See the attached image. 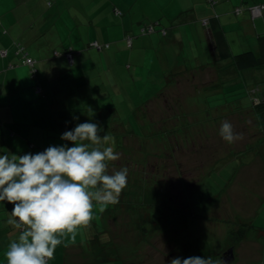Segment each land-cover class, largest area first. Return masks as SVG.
<instances>
[{
	"label": "crops",
	"instance_id": "1",
	"mask_svg": "<svg viewBox=\"0 0 264 264\" xmlns=\"http://www.w3.org/2000/svg\"><path fill=\"white\" fill-rule=\"evenodd\" d=\"M257 3L264 0H0V49L7 50L6 56L0 55V148L22 155L49 145L72 146L60 139L73 128L71 122L105 119L110 127L113 121H124L118 111H124L127 104L118 108L113 98L128 96L137 76H150L145 89H154L149 93L150 108L146 106L148 118H141L146 122H165L162 112L179 109L166 103V95L173 99L182 94L201 96V106L222 117L231 110L264 111V60L242 66L236 58L249 50L258 58L264 56V9L254 17L247 9ZM203 19H208L207 25ZM150 22H157V30L141 34L140 27ZM158 28H165V34ZM125 35L132 36L131 46ZM93 40L108 43V48L88 47ZM15 41L36 60L37 79L29 77L21 58L14 54ZM70 47L80 50L71 64L64 55ZM36 84L41 93L35 91ZM245 149L234 152L232 176L215 190L218 194L225 191L226 196L229 191L238 192V181L245 190L255 187L251 191L256 194L255 217L253 221L251 216L248 221L243 218L237 235H244L243 225L251 226L256 220L260 223L257 230L264 232V133L251 145L250 158L235 155ZM215 168L224 170L220 165ZM204 195L205 190L203 198L211 199V194ZM93 203L91 222L80 227L74 238L63 237L49 264H127L105 251V238L100 235L107 205ZM12 207L7 202L0 207V264H4L7 244L19 234L6 223V211ZM214 207L208 203L207 211L217 217ZM250 236L245 234L247 243ZM253 242L257 252L258 241ZM229 249L233 256L239 251ZM238 253L240 264H249L252 254H244L243 248ZM254 261L262 264L259 256Z\"/></svg>",
	"mask_w": 264,
	"mask_h": 264
},
{
	"label": "rangeland",
	"instance_id": "2",
	"mask_svg": "<svg viewBox=\"0 0 264 264\" xmlns=\"http://www.w3.org/2000/svg\"><path fill=\"white\" fill-rule=\"evenodd\" d=\"M30 18L33 17L28 15ZM146 63L148 68L147 60ZM140 77L135 78L128 96L113 98L116 107L127 105L124 111H118L124 121L112 122V136L104 144H112L120 157L108 162L107 172L127 167L128 182L119 202L103 208L100 236L105 238V251L125 259L127 264H168L177 256L211 255L223 260L222 255L231 247L233 252L243 248L244 254H252L249 264L255 263L258 256L264 264V232L257 230L258 220L251 226L243 225L245 234L251 235L248 243L245 234H236L243 218L248 221L252 217L253 221L255 217L256 194L251 192L255 191L254 185L245 190L238 181V192L229 191L227 196L225 191L215 192L220 182L232 176L234 152L247 147L235 155L242 160L252 155L251 145L264 133V111L231 110L222 117L216 110L207 112L201 106V96L182 94L173 99L166 95V103L179 109L162 112L165 122H146L141 118H148L146 106L150 108L149 93L154 89H145L150 76ZM224 121L231 122L239 139L227 143L221 138L219 129ZM217 165L224 170L214 171ZM225 171L230 175L225 177ZM203 190L204 197L211 194L210 200L203 198ZM208 203L215 205L217 217L207 211ZM238 252L236 256L225 255L224 264H240Z\"/></svg>",
	"mask_w": 264,
	"mask_h": 264
},
{
	"label": "clouds",
	"instance_id": "3",
	"mask_svg": "<svg viewBox=\"0 0 264 264\" xmlns=\"http://www.w3.org/2000/svg\"><path fill=\"white\" fill-rule=\"evenodd\" d=\"M91 120L64 131L60 139L72 142L49 145L43 151L22 155L0 148V207L13 205L6 223L19 231L4 252V264H49L63 237L93 219L95 202L104 207L119 202L127 186V167L112 174L108 162L118 160L107 134ZM221 138H240L230 121L220 125ZM168 264H224L211 255L172 258Z\"/></svg>",
	"mask_w": 264,
	"mask_h": 264
},
{
	"label": "trees",
	"instance_id": "4",
	"mask_svg": "<svg viewBox=\"0 0 264 264\" xmlns=\"http://www.w3.org/2000/svg\"><path fill=\"white\" fill-rule=\"evenodd\" d=\"M253 5V4H252ZM250 6V5H249ZM248 6V7H249ZM248 7H247V9H248ZM119 10V9H118ZM114 12H115V7H114ZM119 12L120 13H116L115 12V14H117V15H120L121 14V11L119 10ZM206 21H207V23L206 24H204V25H207L208 24V19H206ZM148 24H152V22H150V23H146V24H143L141 27H140V33L141 34H147V33H152V32H154V31H156L157 30V22L156 23H153L154 24V30L153 31H150V32H147V31H141V28L143 27V26H145V25H148ZM0 27H1V21H0ZM160 29L161 28H158V30L160 31ZM165 29V28H164ZM166 30V29H165ZM161 32V31H160ZM162 33V32H161ZM127 37H129L130 38V43H128L127 42V40H126V38ZM125 40H126V43H127V45L128 46H131V41H132V36L131 35H125ZM94 41V40H93ZM97 41V40H96ZM91 42V41H90ZM89 42V43H90ZM100 45H101V47L100 48H95V47H92V46H90L89 45V43H88V47H91V48H94V49H98V50H102V49H105V48H108V43H101V42H99V41H97ZM105 44H107V46H105ZM13 46H14V54L15 55H17V56H19L20 58H21V61H20V63L22 64V65H24V66H26V68L28 69V73H29V77L30 78H32V79H37V76H38V73H39V68H38V66H37V64H36V60L33 58V57H31L29 54H28V52H27V50H26V48H25V46L21 43V42H19V41H15V42H13ZM19 47H22V50H20V51H18V48ZM2 49H0V51H1ZM6 50V49H5ZM68 51H72V53H73V59H72V61H68L70 64L71 63H73V61H74V57H75V55L77 54V53H79L80 52V50H78V49H73V48H68V49H66L65 51H64V55H65V57H66V53L68 52ZM6 54H7V50H6ZM6 54L5 55H2L1 54V52H0V55L1 56H6ZM26 57H29V58H31L32 60H33V63H32V65H29L28 63H26L25 62V59H26ZM236 58H237V62L238 63H240V65H242V66H254V65H256V64H260L261 62H260V60H264V56H261L260 58H258V57H256L255 56V54H254V52L253 51H246V52H243V54H240V55H236ZM66 59H67V57H66ZM68 60V59H67ZM35 91L37 92V93H41V91H42V89H41V87H40V85L39 84H36L35 85ZM39 89V90H38ZM84 122V121H83ZM93 122H96L102 129H103V131L100 133V135L101 136H103L104 134H110L109 132H110V129H112L111 127H109V123L105 120V119H102V120H96V121H93ZM78 123H82V122H77V123H73V122H71L70 123V125L71 126H75L76 124H78ZM109 136V135H108ZM228 256V257H231L232 255H231V249H228L227 251H225L224 252V254L222 255L223 257H221V258H223V261L226 263V260H225V257L224 256Z\"/></svg>",
	"mask_w": 264,
	"mask_h": 264
},
{
	"label": "built area",
	"instance_id": "5",
	"mask_svg": "<svg viewBox=\"0 0 264 264\" xmlns=\"http://www.w3.org/2000/svg\"><path fill=\"white\" fill-rule=\"evenodd\" d=\"M210 1H212V0H210ZM263 9H264V3H257V4L250 5V6L248 7V10H249V12L251 13V15H252L253 17H254V16H257V15H260V14L262 13V10H263ZM239 10H240L239 7H237V8L235 9V11H237V12H238ZM115 12H116V13H120L119 10H118L117 8H115ZM202 23H203V24H206V23H207L206 19H203V20H202ZM154 27H155V26H154L153 23H152V24H148V25L143 26V27L141 28V31H147V32H150V31H153V30H154ZM160 31L162 32V34H165V32H166V30H165L164 28H161ZM126 40H127L128 43H130V38H129V37H127ZM89 45L92 46V47H95V48H100V47H101V45H100L96 40L91 41V42L89 43ZM105 46H107V44H105ZM20 50H22V47H19V48H18V51H20ZM0 52H1L2 55H5V54H6V50H5V49H2ZM66 57H67L68 61H72V59H73V53H72V51H68V52L66 53ZM25 62L28 63L29 65H32L33 60H32L31 58H29V57H26ZM38 90H39V89H38Z\"/></svg>",
	"mask_w": 264,
	"mask_h": 264
}]
</instances>
